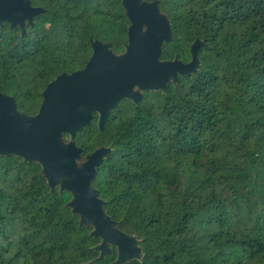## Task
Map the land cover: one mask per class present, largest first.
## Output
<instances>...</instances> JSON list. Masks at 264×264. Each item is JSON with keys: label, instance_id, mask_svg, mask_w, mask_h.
<instances>
[{"label": "trees", "instance_id": "16d2710c", "mask_svg": "<svg viewBox=\"0 0 264 264\" xmlns=\"http://www.w3.org/2000/svg\"><path fill=\"white\" fill-rule=\"evenodd\" d=\"M157 2L172 35L159 57L187 61L198 38V70L121 101L101 131L93 114L73 136L81 155L112 149L91 185L140 240L141 259L123 264H264V0ZM33 4L43 10L23 34L0 26V92L26 114L49 80L83 66L89 38L123 51L128 25L119 0ZM39 170L0 156V264H109L114 248L92 261L99 237Z\"/></svg>", "mask_w": 264, "mask_h": 264}, {"label": "water", "instance_id": "95a60500", "mask_svg": "<svg viewBox=\"0 0 264 264\" xmlns=\"http://www.w3.org/2000/svg\"><path fill=\"white\" fill-rule=\"evenodd\" d=\"M128 21L123 51L113 52L109 42L89 38L90 53L81 68L60 72L40 91V101L32 114L16 109L14 98L0 92V156L14 155L24 162L36 163L50 191L65 190V203L78 223L91 227L99 237L92 247V261L111 252L109 264L140 260V240L117 228V222L103 210L105 201L91 185L97 166L111 147L99 146L81 155L73 141L74 133L86 125L93 114L101 131L109 113L121 101L137 103L146 91L163 92L178 76L195 73L200 65L194 38L188 45L189 59H161L162 43L171 42L170 23L158 8L157 0H120ZM40 6L29 0H0V26H17L20 34L32 27ZM64 135L67 136L64 139Z\"/></svg>", "mask_w": 264, "mask_h": 264}, {"label": "flooded vegetation", "instance_id": "af4514ba", "mask_svg": "<svg viewBox=\"0 0 264 264\" xmlns=\"http://www.w3.org/2000/svg\"><path fill=\"white\" fill-rule=\"evenodd\" d=\"M33 1L34 0H29V2H30V5H32V6H40L41 8H43L41 5H35V4H33ZM120 1V0H119ZM121 4V3H120ZM121 7H122V5H121ZM123 8V7H122ZM123 13H124V10H123ZM125 15V14H124ZM2 24H4V23H2ZM91 39H93V38H91ZM96 39H98V38H96ZM98 40H100V39H98ZM100 41H102V40H100ZM102 42H104V41H102ZM143 95V94H142ZM123 101H130V100H127V99H125V100H123ZM95 119H96V116H95Z\"/></svg>", "mask_w": 264, "mask_h": 264}, {"label": "rangeland", "instance_id": "374dc122", "mask_svg": "<svg viewBox=\"0 0 264 264\" xmlns=\"http://www.w3.org/2000/svg\"><path fill=\"white\" fill-rule=\"evenodd\" d=\"M34 2H37V0H34ZM158 3V2H157ZM158 8H159V6H158ZM160 9V8H159ZM161 11V10H160ZM162 12V11H161ZM167 17V16H166ZM168 19V18H167ZM168 21H169V19H168ZM170 23V22H169ZM170 29H171V27H170ZM171 40H172V35H171ZM111 153V152H110ZM109 153V154H110ZM109 156V155H108ZM139 244H140V242H139ZM140 246V245H139ZM141 248V247H140Z\"/></svg>", "mask_w": 264, "mask_h": 264}]
</instances>
